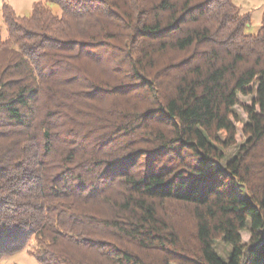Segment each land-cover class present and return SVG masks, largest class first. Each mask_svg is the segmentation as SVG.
<instances>
[{
  "label": "trees",
  "instance_id": "16d2710c",
  "mask_svg": "<svg viewBox=\"0 0 264 264\" xmlns=\"http://www.w3.org/2000/svg\"><path fill=\"white\" fill-rule=\"evenodd\" d=\"M1 10L0 260L264 264V6Z\"/></svg>",
  "mask_w": 264,
  "mask_h": 264
},
{
  "label": "rangeland",
  "instance_id": "374dc122",
  "mask_svg": "<svg viewBox=\"0 0 264 264\" xmlns=\"http://www.w3.org/2000/svg\"><path fill=\"white\" fill-rule=\"evenodd\" d=\"M7 1L10 3L13 8L16 10L17 13L19 14H27L33 2L35 0H0V20L3 22L2 19V2ZM235 4L240 8V11H247L251 15V23L246 27V30L248 32H256L258 27L260 26L261 23V13L262 9L264 6V0H233ZM49 5L55 10L59 11L58 6L55 3H49ZM4 24V23H3ZM3 33L6 34V30L4 29L3 26ZM240 99L242 103H250V98L248 96H241ZM237 110L239 112V115L243 120H245L247 117L245 111L241 106H237ZM237 125V133H236V140L238 143H240L243 140L242 136V129H241V124L236 123ZM242 237L244 241H247L249 239L250 233L248 231H241ZM34 239L31 238L25 247L21 249L20 251H16L11 254H7L3 256L0 260V264H8V263H18V264H42L39 262L36 257L33 255V245H34ZM221 243V242H220ZM217 249L220 253H222V247L221 244L217 245ZM225 257L228 258V255H225Z\"/></svg>",
  "mask_w": 264,
  "mask_h": 264
}]
</instances>
